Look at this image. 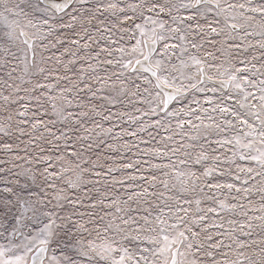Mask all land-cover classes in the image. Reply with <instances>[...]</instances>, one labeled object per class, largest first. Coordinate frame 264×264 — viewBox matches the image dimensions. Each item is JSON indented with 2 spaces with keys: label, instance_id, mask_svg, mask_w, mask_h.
<instances>
[{
  "label": "snow or ice",
  "instance_id": "6c2138e0",
  "mask_svg": "<svg viewBox=\"0 0 264 264\" xmlns=\"http://www.w3.org/2000/svg\"><path fill=\"white\" fill-rule=\"evenodd\" d=\"M0 264H264V0H0Z\"/></svg>",
  "mask_w": 264,
  "mask_h": 264
}]
</instances>
